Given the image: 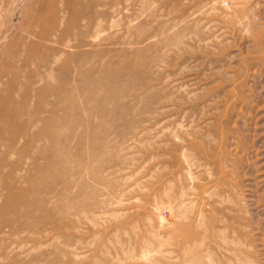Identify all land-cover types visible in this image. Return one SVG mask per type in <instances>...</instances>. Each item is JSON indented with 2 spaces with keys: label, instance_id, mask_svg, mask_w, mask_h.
Wrapping results in <instances>:
<instances>
[{
  "label": "rangeland",
  "instance_id": "1",
  "mask_svg": "<svg viewBox=\"0 0 264 264\" xmlns=\"http://www.w3.org/2000/svg\"><path fill=\"white\" fill-rule=\"evenodd\" d=\"M76 1L0 0V50L47 34L52 51L25 106L58 122L8 153L1 135L0 180L59 158L38 195L56 207L40 227L3 209L0 187V264H264V0H87L108 15L83 48ZM122 49L136 54V81L87 98L107 54ZM24 57L22 46L17 65ZM48 75L57 104L37 97Z\"/></svg>",
  "mask_w": 264,
  "mask_h": 264
},
{
  "label": "bare ground",
  "instance_id": "2",
  "mask_svg": "<svg viewBox=\"0 0 264 264\" xmlns=\"http://www.w3.org/2000/svg\"><path fill=\"white\" fill-rule=\"evenodd\" d=\"M76 4L82 8V11L80 10L79 14L84 16L85 20V25H83L78 32L79 42L77 43L78 48H83L87 45L86 35L89 33L93 22L96 18H98V22L95 23V28H101V20L106 17L108 13L107 10L98 11L96 14L94 12L92 13L89 11L90 7L87 0H77ZM48 10H50V13L53 15V7L50 6ZM38 17L40 18L41 16L38 15ZM37 37L38 41H28L25 37H19L11 40L7 49L3 48L0 50V78L8 76L6 85L2 90H0V136H8L9 144L7 147V153L14 150L13 144L17 138L22 135H27V132H58L57 121L47 119L44 120L38 117L40 106L38 107L36 105L30 110L25 106L29 96L31 95L30 87L33 84V79L40 73L39 66L48 61V57L44 53V50L52 51L43 43L47 37L46 32L40 31L37 34ZM22 46L25 47V57L21 60V64L19 66L15 61L20 54ZM35 52L38 54L37 57L34 55ZM102 55H106V52H98L97 54L98 57ZM107 55L105 65L101 68L99 75L94 79L92 85L88 88L89 91L87 92V98H91L96 101L114 98L115 94L113 95L109 92L111 88L120 90L123 88L125 83H134L136 81V77L138 76L136 71L138 64L135 59H132L136 56V54L129 58L127 57V50L122 49L117 51L115 54L108 53ZM117 60H119V62H117ZM33 62L37 64V67L34 70H27L25 74H23V70L21 68L25 69V67ZM96 67V65H92L89 68L80 67L78 69L80 77L83 78L91 76V74L96 71ZM126 74H129L127 75L128 77L125 76ZM46 77L48 78H45L44 80V87L39 89L37 92L38 100H42L43 97L49 94L53 97L54 104H57L59 101V85L51 86L49 81L50 75ZM39 79H41V77ZM109 81L112 84L114 83V85H108ZM80 82H82V80ZM19 84H21V90H19L20 92L18 95H15V91L18 89ZM97 88L101 89L103 94L97 92ZM84 99H86V95ZM38 120L40 121V127L35 131H31L30 127ZM31 143L32 140L28 139L25 148L30 147ZM52 144L56 147V149L59 148L57 140L52 142ZM22 151L23 150L18 151L19 154ZM42 154V152L37 153V155L40 156H42ZM37 155L34 154L32 157L34 162ZM4 160H6L5 156L0 157V172ZM19 163L20 162L17 161L12 164L13 169L18 168ZM56 164H59V158H56L54 163L52 161L41 168L34 165V167L30 170L31 173L25 177H21L16 173L12 174L10 176L11 178L8 180L6 178L9 177L7 174L0 180V187L6 190L5 201L1 207L5 210L11 211L25 228L32 229L40 227L45 223L47 218H49L56 208L55 205L52 208H46L45 200L38 197L44 188V180H54V178H52L54 175L51 172H53V170H57V168H55ZM21 181L25 184H19ZM40 213L41 215H39Z\"/></svg>",
  "mask_w": 264,
  "mask_h": 264
}]
</instances>
